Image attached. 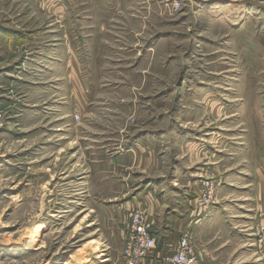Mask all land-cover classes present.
I'll return each mask as SVG.
<instances>
[{"label": "rangeland", "instance_id": "374dc122", "mask_svg": "<svg viewBox=\"0 0 264 264\" xmlns=\"http://www.w3.org/2000/svg\"><path fill=\"white\" fill-rule=\"evenodd\" d=\"M156 178L225 209L201 264H264V0H0V264H125Z\"/></svg>", "mask_w": 264, "mask_h": 264}, {"label": "crops", "instance_id": "0c3cea01", "mask_svg": "<svg viewBox=\"0 0 264 264\" xmlns=\"http://www.w3.org/2000/svg\"><path fill=\"white\" fill-rule=\"evenodd\" d=\"M145 139L159 140L158 137L153 138L152 135L150 136V138L145 137L144 139H141V141ZM192 175L193 173L191 171L190 166H181L174 170V178L177 180L188 181L192 179ZM163 182L164 181L161 178H156V180L154 181H146L143 187L145 190L137 193L136 195V196L142 195V193L146 194L148 193L147 191H149L150 189H152L150 192H154V189L155 191L157 189H160L157 194V196L160 195L159 198L153 195L152 193H149L146 194L145 197L142 199L145 202L149 201L147 203L148 205H146V203L145 204L141 203V205L144 208V212H146L145 210H148L149 212L150 210L151 211L153 210L155 212V210H157V204H160L159 214H157L158 212L156 214L157 216L162 217V219H161V224H157V226L155 224V228L153 229L154 234L157 236V240H158L157 245L152 251L149 252V254L141 261L140 264H168L165 259L167 258V256H169L171 253L175 251V249L178 246V242L180 238L183 235L186 234L189 235L192 227L196 229L198 227H201L199 228V230L202 231V229H204L202 225L205 226L206 224H209L208 226L211 227L210 223L214 225L216 221L218 223V220H216L217 218L225 217V213H224L225 209H222L220 207L222 206V204H220L219 206L218 203L215 204V207H217V209L210 210L208 213L207 212L202 213V211L198 212V207H197L198 201L196 199V196L192 195V193H189L192 191L194 187H196L195 184H191V187L190 188L188 187L189 189H187V187L185 189L184 184L182 185L183 187L180 188L171 186L169 188V190L171 191L168 192L165 189L166 184ZM163 192H165L164 195ZM170 192L172 193L169 194ZM125 200L127 199L125 198ZM132 209H135V207ZM182 211L187 212L185 216H181ZM154 212L151 213V217H154L153 216V214H155ZM170 221L172 225L169 224ZM219 221L222 222L223 220H219ZM192 222H194L193 226H191ZM161 236H165L167 238L166 239L167 241L165 243H161ZM207 263L215 264L216 261L207 260Z\"/></svg>", "mask_w": 264, "mask_h": 264}, {"label": "built area", "instance_id": "2783aa9c", "mask_svg": "<svg viewBox=\"0 0 264 264\" xmlns=\"http://www.w3.org/2000/svg\"><path fill=\"white\" fill-rule=\"evenodd\" d=\"M182 2L176 1L174 8L178 10ZM209 185V183H207ZM207 197L204 199V209L211 206V198L215 189L214 184L208 186ZM157 236L153 232V222L137 209L132 212L127 226L126 243L124 250L125 264H140L141 261L157 245ZM168 264H201L198 254L192 244L189 235H183L173 253L165 259Z\"/></svg>", "mask_w": 264, "mask_h": 264}, {"label": "bare ground", "instance_id": "6f19581e", "mask_svg": "<svg viewBox=\"0 0 264 264\" xmlns=\"http://www.w3.org/2000/svg\"><path fill=\"white\" fill-rule=\"evenodd\" d=\"M37 228H39V227H37ZM40 228H41V227H40ZM36 231H37V230H36ZM36 234H37V233H35V232L33 233V232H32V235H31V237H30V239H29V241H28V242H31V243H32V242H33V240H34V239H35V237H36Z\"/></svg>", "mask_w": 264, "mask_h": 264}]
</instances>
